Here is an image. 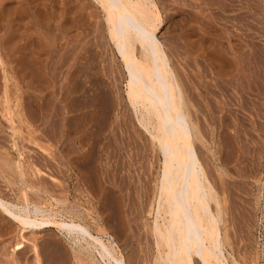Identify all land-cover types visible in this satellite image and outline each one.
<instances>
[{
	"label": "rangeland",
	"instance_id": "rangeland-1",
	"mask_svg": "<svg viewBox=\"0 0 264 264\" xmlns=\"http://www.w3.org/2000/svg\"><path fill=\"white\" fill-rule=\"evenodd\" d=\"M157 4L163 22L157 34L186 86L191 119L201 133L195 145L224 207L221 226L232 244L226 243V254H234L236 264H264V0ZM105 20L96 0H0V56L10 90L4 102L0 65V194L19 200V162L29 182L41 178L53 193L41 205L67 196L94 233H103L102 227L115 237L127 264H153L148 191L160 162L126 99V78ZM76 172L90 177L93 188L78 181ZM94 195L101 201L88 200ZM17 233L0 212L1 264H10L15 253L23 262L30 256L28 242L24 251H13ZM34 235L46 251L51 247L44 241L53 238L71 252L53 229Z\"/></svg>",
	"mask_w": 264,
	"mask_h": 264
},
{
	"label": "bare ground",
	"instance_id": "bare-ground-1",
	"mask_svg": "<svg viewBox=\"0 0 264 264\" xmlns=\"http://www.w3.org/2000/svg\"><path fill=\"white\" fill-rule=\"evenodd\" d=\"M96 1L99 2L104 9L108 34L113 41L115 52L120 57L122 63L123 73L126 78V99L133 108L139 127L147 133L148 139L153 148L152 151H154L155 155L159 157L160 163L158 174L155 178L156 183L153 189L150 190L151 192L148 191L150 196L148 214L152 217L149 223L151 231L149 233L151 235L150 237H152L150 240L152 239L151 244L154 248V254H152L153 259L151 258L153 261L152 263L236 264L237 258L235 259L233 256L234 254L228 251L231 256L230 259L226 254L227 238L225 233H223L224 231L221 226V222H223L224 208L222 207L221 198L219 197L216 186L208 176L195 145V141L201 138V133L200 128L195 122H193L194 120L192 121L191 119V111H189L190 100L186 94V86L182 83L183 79L181 80V76L177 73L175 70L176 68H174L175 66L171 63V58L169 52L165 48V44L157 34L161 23H163L161 14L159 13L157 0ZM190 3H192V1H190ZM221 6L223 5L221 4ZM218 14H220V12ZM183 17L185 18V15ZM238 19H240V17ZM45 26L47 25H44V28ZM60 31H63V29ZM66 37L68 36H65V38ZM66 39L68 40V38ZM54 44H56V42H54ZM74 45H76V43ZM226 46H228V44ZM69 50H71V48ZM228 51L229 49L226 52ZM244 53L248 55V53ZM74 56L72 58H74ZM1 57L2 56H0V65L2 68V77L5 82L2 94H4L5 97L4 102H8L7 93L10 91L8 90V71L6 70L5 63ZM34 104H36V102ZM32 133L34 136L36 135L34 132ZM67 151L65 153H67ZM71 160L72 159H68V162L71 165L70 169L76 167L73 166ZM15 167L17 168V174L22 182L19 200L12 201L0 194V212L13 221L18 227L17 236L19 238L12 245L13 251H20L22 248L24 249L25 242H28V245L30 244L29 250L31 254H29L30 256L25 257L26 261L24 262L22 257L15 255L16 253L14 256H12L13 254H9L12 258H8L9 256L6 258L11 260L10 264H72V261H69V259L71 260V257L74 261L73 264H127V260L113 235L108 231H105L102 227L100 230H102L103 233H94L91 225L84 219V213L79 209L77 204L72 203L67 196L62 198L55 197L56 205H50L49 207L41 205L45 194L49 195L50 198L53 197L51 190L46 184H41V178H37L34 183L29 182L25 178V169L22 170L21 163H15ZM77 168L78 171H80V166ZM80 173L76 172V178L78 181L83 179L87 188H93L90 177L83 178V174ZM38 175H40V172ZM59 186L61 185L59 184ZM29 191H32L37 198L32 200L29 197ZM101 198L102 196L99 197L94 195L93 198L89 197L88 200L100 202ZM46 229H53L61 233L67 239L71 252L66 253L67 251L65 252V250L59 245L60 242L53 238H47V241H44L47 247H51L46 251L44 246H42L43 244L39 243V240L37 239L38 236L34 235L38 231ZM26 232H30V236H27V234H25ZM143 241L145 240L143 239ZM227 244L232 245L231 243ZM6 247L7 246H5V248ZM259 254L260 253H258V255ZM6 258L3 259V261L7 260ZM6 262L3 263L6 264Z\"/></svg>",
	"mask_w": 264,
	"mask_h": 264
}]
</instances>
